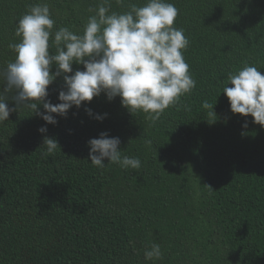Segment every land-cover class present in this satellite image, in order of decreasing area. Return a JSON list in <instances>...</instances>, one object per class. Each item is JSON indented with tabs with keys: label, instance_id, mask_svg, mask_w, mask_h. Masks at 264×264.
Masks as SVG:
<instances>
[{
	"label": "trees",
	"instance_id": "1",
	"mask_svg": "<svg viewBox=\"0 0 264 264\" xmlns=\"http://www.w3.org/2000/svg\"><path fill=\"white\" fill-rule=\"evenodd\" d=\"M167 2L189 40L183 56L196 87L154 124L102 93L53 114L51 125L5 93L17 110L0 122V264H264V126L234 114L223 94L245 65L264 74V0ZM39 3L50 7L53 32L80 35L101 0H0V72L16 56L9 44L22 40L19 19ZM145 3L111 0L110 11ZM5 84L0 77V92ZM61 90L63 75L47 99L61 103ZM101 133L119 137L141 167L92 165L88 142ZM45 136L60 146L47 156ZM153 243L162 259L146 260Z\"/></svg>",
	"mask_w": 264,
	"mask_h": 264
},
{
	"label": "clouds",
	"instance_id": "2",
	"mask_svg": "<svg viewBox=\"0 0 264 264\" xmlns=\"http://www.w3.org/2000/svg\"><path fill=\"white\" fill-rule=\"evenodd\" d=\"M122 4L123 0H116ZM111 0H101L90 15L83 33L78 35L68 27L53 32L54 20L47 3L29 7L16 27L20 43H10L16 53L14 61L0 72L6 82L0 92V122L9 119L17 108H25L40 116L47 124L56 125L53 114L66 117L75 106L81 107L94 97L105 94L109 101L121 98V104L132 114L142 111L153 124L169 107L180 103L182 96L191 93L196 81L189 72L183 51L189 40L183 29L174 26L178 9L167 0H146L143 6L131 5L126 12L110 11ZM51 46L55 48L50 54ZM81 64L84 71L73 73V64ZM53 65L56 72L52 73ZM63 75L66 90L59 92L61 103L52 104L48 89ZM230 86L223 88L231 111L244 117L252 116L254 123L264 126V74L255 66L245 65L228 76ZM15 91L12 100L17 108H9L5 93ZM42 105L44 112H39ZM185 110H190L184 105ZM205 109L212 108L207 101ZM85 111L92 116V110ZM104 116L97 115V120ZM245 127L247 125L245 124ZM40 133L47 128L41 127ZM119 137L101 133L88 142L91 164L105 168L119 164L122 168L139 169L141 160L129 157L120 150ZM45 156L54 153L58 141L45 136ZM146 260L162 259L161 246L151 244L144 253Z\"/></svg>",
	"mask_w": 264,
	"mask_h": 264
}]
</instances>
